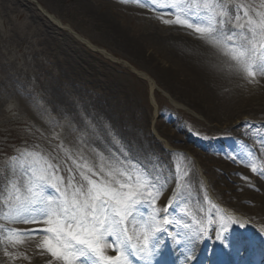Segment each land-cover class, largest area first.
<instances>
[{"label":"rangeland","instance_id":"obj_1","mask_svg":"<svg viewBox=\"0 0 264 264\" xmlns=\"http://www.w3.org/2000/svg\"><path fill=\"white\" fill-rule=\"evenodd\" d=\"M224 2L233 19L237 5L248 9L249 15L264 12V0ZM170 11L132 0H0V192L9 175L8 158L26 148L52 158L65 180L69 168L76 181L80 179L73 160L81 165L87 161L97 172L101 164L108 169V160H123L129 171L146 169L163 185L155 208L175 201L167 213L170 219L197 226L191 216L196 213V199L188 194L195 189L211 207L215 205L212 211L220 216L219 224L242 229L264 242V223L249 216L247 196L262 178L231 159L248 150L247 137L232 131L235 128L226 119L228 108L206 87L203 91L201 83H185L194 93L184 95L158 72L170 69L179 81L189 80L169 57L172 43L182 44L188 52L203 50L205 56L227 57L192 29L163 23L174 19ZM240 15L244 22L242 11ZM141 57H150L156 66H148ZM237 78L243 106L236 104L233 110L260 100L264 104L263 76H256L252 84ZM198 94H204V100ZM194 99L201 102L199 109ZM242 118L232 125L246 121L250 124L243 126L250 129V119ZM254 126L264 129V121ZM226 166L229 169H223ZM237 173L248 176L254 186L249 187ZM16 177L23 184L19 170ZM101 178L108 177L105 173L93 177ZM45 191L55 195L52 188ZM236 199L243 210L233 206ZM141 207L144 210L138 211L144 214L153 212L151 204ZM6 211L0 204V214ZM0 224L33 227L2 218ZM161 233L168 239L166 232ZM42 240L43 235H37L9 241L7 233L0 231V264H48L52 257L37 247ZM104 251L115 255L111 248ZM179 252L183 254L171 245L170 264L183 259ZM220 256L233 264L220 252L215 259Z\"/></svg>","mask_w":264,"mask_h":264},{"label":"snow or ice","instance_id":"obj_2","mask_svg":"<svg viewBox=\"0 0 264 264\" xmlns=\"http://www.w3.org/2000/svg\"><path fill=\"white\" fill-rule=\"evenodd\" d=\"M124 2L128 3L129 0ZM132 2L149 8L155 6L170 9L174 19L163 20V23H176L192 29L199 39L227 57L222 67L230 74L240 76L249 84L257 82L256 76H264V12L257 11L255 16L249 15L248 9L237 5L233 19V13L224 0ZM241 11L246 18L244 22H241ZM257 143L264 149V140H258ZM101 159H105L102 154ZM231 159L249 168L253 174L264 177V161L259 160L253 149H248L242 157L233 154ZM73 163L79 170V181L71 175V168L68 169L70 175L67 180L58 175L60 169L57 163L41 152L26 148L8 158L6 164L9 175L4 191L0 192V204L7 211L0 214V218L12 223L31 224L33 227L16 229L5 228L0 224V231L7 233V239L15 241L17 237L43 235L37 247L52 257L48 264H132L129 252L145 257L155 255V264H168L166 252L157 246V237L161 232L171 237L172 233L167 226H180L182 221L167 216L168 209L175 203L171 199L163 209V216L155 208L156 198L163 185H158L146 169L133 167L129 171L124 167L123 160H108V169L101 164L99 172L87 161L83 165L75 160ZM18 170L24 176L23 184L16 177ZM100 173H105L108 178L93 179ZM237 175L249 187L254 186L248 176L242 173ZM46 188H52L55 195L47 193ZM145 204H151L153 213L147 219L141 217L138 224L133 223L134 232L139 227V235L134 242L133 235L128 231V223L137 220V212ZM231 222L235 223L234 220ZM194 223L199 227L191 235L179 231L175 233L172 238L177 244L190 243L194 248L196 243L211 238L203 221L197 220ZM213 223L210 217L209 226ZM40 224L44 227L36 226ZM240 226L244 227V224ZM191 227V224H183L184 229ZM225 232L224 225L220 224L215 239L224 247H231ZM105 248H111L115 255H106ZM187 251L189 254L185 257L186 261L197 259L191 248ZM5 255L11 254L5 252ZM214 255L212 253L203 264H220V261L213 258ZM148 264H152V261L149 260Z\"/></svg>","mask_w":264,"mask_h":264},{"label":"bare ground","instance_id":"obj_3","mask_svg":"<svg viewBox=\"0 0 264 264\" xmlns=\"http://www.w3.org/2000/svg\"><path fill=\"white\" fill-rule=\"evenodd\" d=\"M177 43V42H176ZM169 57L174 62V66L180 68L183 72L187 73V76L189 77V80L182 79L179 81L178 77H174L172 71L170 69L164 70L159 68L158 72H160V75H163L164 79L167 81V78L169 79V82H172L174 87H177L184 95H189L194 93L193 89L188 90L190 87H186L185 83L188 82H198L199 84L204 87L202 90H209L212 94H214L219 101H223L225 106L228 108L227 117L228 125L235 128V130H232L234 133H238L241 135H245L247 137V140L245 143L250 149L255 150L259 154H264V152L259 149V145L257 143H254L255 140H264V129H261L262 131L254 130L253 132H246L245 130H249L243 127H238L239 124L232 123L238 119H243L242 117L245 115L247 118H249L251 121V124L258 125L262 121H264V104L262 103V100H260V103L257 105L252 106V104H248L247 106H244L240 110H233L234 106L237 104L238 107H241L243 105L240 104V101L243 99L241 96V90L239 85V79L237 78L236 74H230L226 70H223V62L227 59L222 58L221 60L218 57H211V54L204 55V51L200 50L199 54L198 51L195 52H188L185 50V46L179 43L175 44L172 43L169 45ZM142 61L147 64L150 67H155L156 65L151 62H154L150 57H141ZM264 80V76L262 78V82ZM177 82L174 83V82ZM185 81V82H184ZM151 84V90L154 87L153 83ZM189 86V84L187 85ZM196 90V89H195ZM200 90V89H199ZM151 92V91H150ZM152 94V93H151ZM194 96V95H193ZM198 98H201L204 100V97L207 96L204 94H198ZM264 97V96H263ZM264 99V98H263ZM195 102V105L202 106L201 102L197 99L193 100ZM202 101V100H201ZM246 104V103H245ZM195 106V107H196ZM242 124H250L246 121H243ZM251 146V147H250ZM201 147L205 148L201 145ZM260 161H264V159H261ZM229 169L228 166L223 167V169ZM262 179L255 181V186L252 187V190L249 189L247 196H248V203L251 204V207L249 209V216L251 219H253L255 222H259L261 224L264 223V177H261ZM192 191V192H191ZM191 191L188 192L191 199L193 200V196L196 199L194 206H195V214H191L192 218L195 220L203 221V226L208 229V234L210 235V239H205L199 243H196V246L193 248L192 244L182 242L180 244L185 246V254L188 255V248L192 249V254L197 257V259L202 256H210L212 253H215L217 249H230L228 253V257L235 261L236 263H241V249L244 244L246 246H250L253 244V247L251 248V251L249 254L256 256H260L264 254V244L262 241L258 239V237L254 238L252 236H249V234L245 233L241 229H235L232 230L229 227H224L226 229L225 234L228 237V240L231 243V247H224L221 245L218 241H216V230L219 228L220 224V216L212 211L213 207H211L205 200L201 198V194L195 190L191 189ZM193 194V196H192ZM235 208L238 210H243V204L238 202V199L236 201H233ZM164 205L158 204L156 209L160 210V212L163 210ZM153 213V212H152ZM151 214H143L139 215V212H137V220L135 222H129L128 223V231L130 235H133L134 242L136 241L137 236L139 235V227L134 232L133 231V223H139L141 217L144 219H147L150 217ZM212 218L214 220V223L209 226L208 220L209 218ZM219 224V225H218ZM223 224V223H222ZM199 225L196 226V228L191 227L190 229H184L179 227L176 232H182L185 235H191L193 230L198 229ZM174 232L172 236L169 239V242L173 244V246L178 245L175 242V239L172 237L175 236ZM142 239V237H141ZM179 239V237H177ZM158 240V247H162L163 239L158 234L157 237ZM156 243V241H154ZM250 243V245H249ZM256 246V247H255ZM141 256V255H140ZM142 261L141 263L137 260V264H148V257L141 256ZM153 257H156L153 255ZM181 264H190V261L184 260L181 262Z\"/></svg>","mask_w":264,"mask_h":264}]
</instances>
